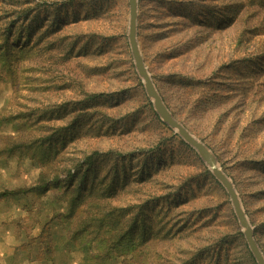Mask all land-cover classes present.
I'll return each mask as SVG.
<instances>
[{"label":"rangeland","instance_id":"1","mask_svg":"<svg viewBox=\"0 0 264 264\" xmlns=\"http://www.w3.org/2000/svg\"><path fill=\"white\" fill-rule=\"evenodd\" d=\"M129 17V0H0V264H258L225 187L148 96ZM137 39L264 253V0H138ZM108 202L122 223L103 245L83 225ZM135 218L152 236L112 247Z\"/></svg>","mask_w":264,"mask_h":264},{"label":"water","instance_id":"2","mask_svg":"<svg viewBox=\"0 0 264 264\" xmlns=\"http://www.w3.org/2000/svg\"><path fill=\"white\" fill-rule=\"evenodd\" d=\"M129 30L128 37L136 69L145 85L148 96L152 99L153 105L169 127L173 128L190 146L196 149L200 157L206 162L214 176L222 183L231 199L234 211L244 232L245 238L258 264H264V253L255 238L254 226L252 225L237 188L230 176L223 170L216 155L209 146L195 136L181 121H179L165 103L154 80L149 74L146 62L142 55L137 39V15L138 0H129Z\"/></svg>","mask_w":264,"mask_h":264},{"label":"trees","instance_id":"3","mask_svg":"<svg viewBox=\"0 0 264 264\" xmlns=\"http://www.w3.org/2000/svg\"><path fill=\"white\" fill-rule=\"evenodd\" d=\"M2 49H3V47L1 48L0 51H2ZM163 97H164V95H163ZM164 100L166 101L165 97H164ZM168 106H169V104H168ZM175 136L181 143H183L184 145L189 147L183 140L180 139L179 136H177V135H175ZM104 155L106 156L107 154L101 153L97 150L93 151L89 157V159L91 160V162L89 161L90 165H95L96 163H98L99 159H101V157L103 158ZM92 163H95V164H92ZM206 172L211 175V173L208 170ZM118 181H119V178H118ZM91 190H90V192H91ZM258 193H259V191L255 192V194H258ZM252 194H254V193H252ZM107 207L114 209V205H112L110 202L103 203V204H95L93 206V210L97 209L99 214L96 212H93L92 214L87 215V218H85L84 225H83L84 230L93 231L96 233L102 232V234L103 233L107 234V236L102 238L101 243L103 245H106V243H107L106 241H108L112 238V236L110 234L114 235L115 231L117 230V228L120 227L119 225L122 223V217H120L119 219H115L113 217L112 213L114 210L109 211V212H105L106 216H104L105 213L103 210ZM247 212H249L248 209H247ZM263 227L264 226H262V228ZM256 228H258V225ZM141 229L143 230V232H140ZM257 230L258 229H255V233ZM241 234H242V232H241ZM151 236H152V232L149 230L147 223L145 221L139 220L138 218H135L134 221L132 222V225H130V231H128L127 234L125 232H123L119 236L118 240L115 242V245L113 244L112 247L116 248V247L123 246L124 241H127V243L125 245H130L135 249L138 245H140V243L147 241ZM258 241H259V239H258ZM116 249H118V248H116Z\"/></svg>","mask_w":264,"mask_h":264},{"label":"bare ground","instance_id":"4","mask_svg":"<svg viewBox=\"0 0 264 264\" xmlns=\"http://www.w3.org/2000/svg\"><path fill=\"white\" fill-rule=\"evenodd\" d=\"M150 74V73H149ZM150 76H151V74H150ZM152 78V77H151Z\"/></svg>","mask_w":264,"mask_h":264}]
</instances>
